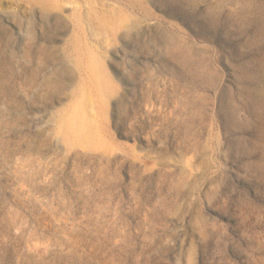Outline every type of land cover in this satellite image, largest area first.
I'll return each instance as SVG.
<instances>
[{
	"label": "rangeland",
	"instance_id": "obj_1",
	"mask_svg": "<svg viewBox=\"0 0 264 264\" xmlns=\"http://www.w3.org/2000/svg\"><path fill=\"white\" fill-rule=\"evenodd\" d=\"M71 1L0 0V264H264V0Z\"/></svg>",
	"mask_w": 264,
	"mask_h": 264
},
{
	"label": "bare ground",
	"instance_id": "obj_2",
	"mask_svg": "<svg viewBox=\"0 0 264 264\" xmlns=\"http://www.w3.org/2000/svg\"><path fill=\"white\" fill-rule=\"evenodd\" d=\"M47 2L48 1H52V0H46ZM66 1H68V2H66ZM44 2H45V0H44ZM64 2H66V4H68L69 2H72L71 0H64ZM74 2H75V7H74V9L76 10V13L78 14L77 15V17H78V19H80L81 17H82V11L84 10V8L87 6V5H90L91 6V8H93L94 6H93V3L91 2V0H74ZM61 4H62V2H61ZM61 4H58V5H61ZM66 6L67 5H64L63 7L64 8H66ZM67 9V8H66ZM120 11V10H119ZM97 13V12H96ZM119 14H121V13H119ZM129 18V17H128ZM131 19V18H130ZM124 20V19H123ZM129 20V19H128ZM132 20V19H131ZM130 20V21H131ZM132 22V21H131ZM133 23V22H132ZM262 27H263V25H262ZM260 30V29H259ZM85 32L88 34V36H89V34H90V31L88 32V29H85ZM263 32V31H262ZM264 33V32H263ZM261 35V34H260ZM92 36V35H91ZM71 39V38H70ZM99 43V42H98ZM83 44H86L85 42H83ZM85 46V45H84ZM75 48V47H74ZM69 49H70V47H69ZM72 49V48H71ZM88 49V48H87ZM71 52V51H70ZM69 52V53H70ZM72 52H73V50H72ZM71 52V53H72ZM76 52V51H75ZM84 52V51H83ZM86 54V53H85ZM81 56H82V54H81ZM84 56V55H83ZM77 57V56H76ZM86 57V56H85ZM77 59L79 60H81V58H79V57H77ZM77 60V61H78ZM82 62V61H81ZM79 63V62H78ZM78 69V68H77ZM80 71V70H79ZM65 77V76H64ZM70 77V76H69ZM72 79H74V78H72ZM87 79V78H86ZM2 81V80H1ZM64 86V84H62V83H60L59 84V87H57L58 88V90H60L62 87ZM80 94H81V100H78V102H80V101H82V96H83V101H84V104H83V101H82V103H81V107L80 106H77L76 108L77 109H79V110H81L84 114H85V118L83 119V117H78L77 116V119L75 120V126H78V127H80L81 129H83V131H84V133H85V135H86V137H87V140H88V143H90V144H94L96 141H97V139H96V135L98 134V128H97V126L95 125V123H96V117L95 116H97L96 114H94V116L93 115H90V107H91V104L89 103V101H92V99L91 98H89L88 99V96H89V94L87 93L88 91H86V89L84 88V87H82L81 89H80ZM83 93H84V95H83ZM87 93V94H86ZM54 96V95H53ZM57 96V95H56ZM113 98H114V96L113 95H110L109 97H108V99H109V101H112L113 100ZM92 108V107H91ZM78 110H76V112H77ZM73 112H75V111H73ZM68 113V112H67ZM72 113V112H71ZM75 114V113H74ZM92 114V113H91ZM65 115V114H64ZM72 115V114H71ZM70 118L72 117V116H69ZM64 118V117H63ZM68 120V119H67ZM72 120V119H71ZM62 121V120H61ZM65 121V120H64ZM73 121V120H72ZM72 123V122H71ZM61 124V123H60ZM62 124H65L66 125V123H63L62 122ZM64 126V125H63ZM70 126V125H69ZM74 126V127H75ZM71 128L73 127L72 126V124H71V126H70ZM67 129V128H66ZM74 129H76V128H74ZM73 129V130H74ZM69 130H72V129H69ZM66 131V130H65ZM71 134V133H70ZM77 137V136H76ZM61 138V137H60ZM80 138V137H79ZM85 140V139H84ZM87 140H86V142H87ZM185 173V172H184ZM183 175V174H182ZM187 177V176H186ZM185 178V177H184ZM187 179V178H186ZM182 180V179H181ZM183 181H184V179H183Z\"/></svg>",
	"mask_w": 264,
	"mask_h": 264
}]
</instances>
